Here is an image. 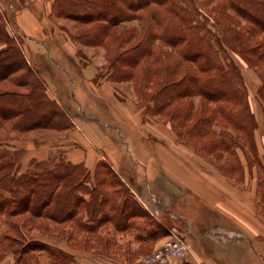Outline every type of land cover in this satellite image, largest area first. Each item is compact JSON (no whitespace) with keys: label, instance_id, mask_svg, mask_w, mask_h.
Listing matches in <instances>:
<instances>
[{"label":"trees","instance_id":"trees-1","mask_svg":"<svg viewBox=\"0 0 264 264\" xmlns=\"http://www.w3.org/2000/svg\"><path fill=\"white\" fill-rule=\"evenodd\" d=\"M51 14L78 23L71 39L104 49L108 78L132 79L145 113L161 116L181 142L209 156L237 182L243 167L235 148L244 149L259 173L264 205V166L254 139L257 121L240 64L256 73L261 81L257 93L264 100V0H53ZM135 19L139 28L116 29ZM21 43L0 11V128L8 126L14 135L0 142V217H9L0 256L10 250L16 264H41L33 253L44 252L55 262H72L68 252L40 233L51 236L52 224L60 232L69 224L77 232L93 233L104 219L114 217L122 225L129 216L146 214L124 185H114L113 174L106 180L98 170L92 183L81 164L62 158L34 160L21 169L23 150L9 141L69 123L28 64ZM105 184L122 192L118 200ZM109 203L116 209L112 214L102 209ZM28 230L37 235L25 239Z\"/></svg>","mask_w":264,"mask_h":264},{"label":"crops","instance_id":"crops-1","mask_svg":"<svg viewBox=\"0 0 264 264\" xmlns=\"http://www.w3.org/2000/svg\"><path fill=\"white\" fill-rule=\"evenodd\" d=\"M52 1H18L22 5L17 15L21 30L57 42L48 45L47 51L58 55L60 66L45 59L31 62L27 49H22L35 75L45 85L46 94L69 122L63 128L29 131L30 140L37 134L53 137L50 155L41 154L43 148L35 146L36 153H40L35 159L62 158L81 164L92 183L98 170L100 178L106 180L113 174L114 185H124L142 212L162 224L166 233L138 226L143 220L136 219L144 216L135 214L123 222L130 226L116 224L115 218H109L100 221L97 231L91 233L77 232L69 224L60 232L52 224V235L40 233L39 237L68 252L73 258L70 264H136L167 238L177 236L186 240L189 251L183 258H172L165 264H264V208L258 203L259 173L256 167H250L244 149L235 148L243 167L242 180L237 182L222 174L209 156L181 142L169 122L159 115L145 113L132 79H109L105 55L96 60L90 54L88 58L75 59L79 49L92 47L72 39L71 44L60 42L61 35L50 24ZM39 3L46 6H36ZM46 28L50 30L47 32ZM33 52L42 57L49 53L41 47ZM70 81L75 86L73 92ZM71 94L80 102L79 109L73 107ZM259 98L262 103L256 110L248 96L258 122L254 129L257 154L264 166V140L259 136L264 137V100ZM193 100L197 105L198 97ZM106 169L112 173H106ZM105 187L109 193L122 194L117 187ZM2 217L5 215L0 217V224ZM40 258L41 264L48 263L45 255L44 260ZM0 264H16L14 254L4 251Z\"/></svg>","mask_w":264,"mask_h":264},{"label":"rangeland","instance_id":"rangeland-1","mask_svg":"<svg viewBox=\"0 0 264 264\" xmlns=\"http://www.w3.org/2000/svg\"><path fill=\"white\" fill-rule=\"evenodd\" d=\"M18 1L20 0H0V11L2 13H4V15L6 16L8 22H9V28H10V32L16 34L17 36H19L20 40L22 41L21 46L24 48L25 53L29 56V59L31 62L34 63H39V62H43V60H51L55 66H60V62L59 60L55 57L56 54H53L51 51H47V47L51 46V44L53 43L54 45L57 43L56 40L54 39V41H49L47 39H41L39 37H35L34 34H32L31 32H24L23 30H21V28L19 27V18H18V9L20 7H22V5H20L18 3ZM215 2L213 3H209L206 7H204V11L209 12L212 4L214 5ZM43 6V8L46 6L45 3L44 4H40L36 5L38 7ZM50 19L52 20V23L50 22L52 28H54L55 33L57 32V34L61 35V37H59L58 39L60 40V42L63 44L64 42L67 44H71V33H73L74 31H76V29L79 27L78 23H76L75 21L71 20V19H67V18H58V17H50ZM211 20V19H210ZM211 24H213L212 22H210ZM81 26V25H80ZM210 26V24H209ZM136 27H140V22L138 20H131V21H127L124 22L120 25H118L116 27V29L119 31L122 28H124V31L131 29V28H136ZM50 30V29H49ZM48 28H46V31H49ZM73 42V41H72ZM49 45V46H48ZM39 47H41L42 49L45 50V52H49L47 53V55H42L39 53H35L33 51H35L36 49H38ZM36 48V49H35ZM104 49L102 47H92V48H85V50L83 49H79L76 53V55L74 54V58L75 59H81L80 57H92V59L96 60V59H102ZM76 56V57H75ZM236 58V57H235ZM241 64V69H242V73L245 77L246 80V84L248 87V96L250 97L251 103L253 105V108H255L256 110H259V103H262L259 95L257 93L258 91V84L257 82L258 77L256 75V73L249 69L244 63H240ZM70 86H71V92H73V90L75 89V86H73V84L70 81ZM73 97V101H74V108H78L80 107V102L77 101V98L75 96H73L71 94V98ZM76 103V104H75ZM250 104V103H249ZM251 108V106H250ZM252 109V108H251ZM253 113V112H252ZM254 114V113H253ZM255 115V114H254ZM96 120H98L99 118H95ZM100 120V119H99ZM258 125V122H257ZM256 125V127H257ZM258 128V127H257ZM256 129V128H255ZM259 133V131H257ZM34 134V133H32ZM40 134H37V137L31 136V138H33L32 140H30L29 136L27 134V138H24L25 136H20L14 140L9 141L11 144L15 145L17 148H20L21 150H23V153L20 155V164H21V169H25L27 167H31L32 165L29 166L30 162L36 160V157H40V153L41 154H47L50 155L51 150H53L52 148H50V143L51 140L53 139V137L49 136V135H44V136H39ZM42 135V134H41ZM5 136H9L8 140L11 139L13 135V133L10 132V130L7 127H2L0 128V142H4V138ZM261 140H264V137L262 135H260ZM255 139V138H254ZM35 146H39L43 148V151H39L36 153L35 150ZM41 149V148H40ZM25 152V153H24ZM37 154V155H36ZM29 160V164L27 165V161ZM254 165H250V167H253ZM255 167V166H254ZM258 172V171H257ZM103 187H99L97 186V190H103ZM119 199V196H117V200ZM258 203H261V200H259ZM112 205L109 203V205H107L106 207H103L102 209L107 212V213H113V210L111 209ZM262 208H264L263 204H262ZM114 218V217H113ZM9 219V217L5 216L1 218V224H0V231L1 234L0 236H2V233L8 229L9 224H7V220ZM138 221H142L141 224H135L136 226H140L143 227H148L151 230L160 233V234H164L166 233L164 231L165 227H163L162 224L158 223L154 218H151L148 215H144L143 219H136ZM136 222V221H135ZM97 227V224H94ZM95 227V228H96ZM33 235H37V230H28L27 232H25L24 234V238L27 239L29 237H32ZM22 237V236H20ZM22 239H20L19 241H21ZM241 240H245V239H241ZM19 245H16L15 247L18 248ZM35 256L37 255V258L44 260V255L48 258V263L47 264H70V261H64V262H60L57 261L55 262V260L48 256L47 254H45L44 252L41 253H33Z\"/></svg>","mask_w":264,"mask_h":264},{"label":"built area","instance_id":"built-area-1","mask_svg":"<svg viewBox=\"0 0 264 264\" xmlns=\"http://www.w3.org/2000/svg\"><path fill=\"white\" fill-rule=\"evenodd\" d=\"M188 251L189 245L183 237H170L136 264H165L172 258H183Z\"/></svg>","mask_w":264,"mask_h":264}]
</instances>
